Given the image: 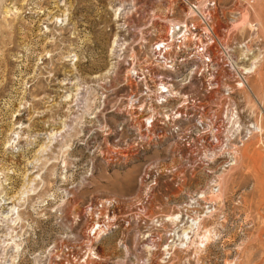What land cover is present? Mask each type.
Segmentation results:
<instances>
[{
	"label": "rangeland",
	"instance_id": "rangeland-1",
	"mask_svg": "<svg viewBox=\"0 0 264 264\" xmlns=\"http://www.w3.org/2000/svg\"><path fill=\"white\" fill-rule=\"evenodd\" d=\"M183 21L209 28L218 90L149 67L146 93L132 70ZM227 99L216 144L165 117ZM0 264H264V0H0Z\"/></svg>",
	"mask_w": 264,
	"mask_h": 264
},
{
	"label": "built area",
	"instance_id": "built-area-1",
	"mask_svg": "<svg viewBox=\"0 0 264 264\" xmlns=\"http://www.w3.org/2000/svg\"><path fill=\"white\" fill-rule=\"evenodd\" d=\"M205 34L208 35L206 40L202 39V35ZM208 42H210V33L207 26L197 28L189 21L171 24L167 31V37L164 40H158L153 43L150 50L149 64L137 69L134 68L130 76L137 83L142 82L145 86L144 90L146 93H150L151 86L155 83L154 80L158 78V76L151 71L153 68L155 70L163 69L165 71L172 70L175 66H179V68H188V70L189 67L190 69L196 68V72H202L200 76L208 69H212L213 65V69L216 67L225 68L223 64L215 65L217 60L213 56H210L206 49ZM191 59H193V61L188 62ZM227 59L230 58H226V60ZM190 65L194 66L191 67ZM229 65L230 61L227 60L226 67ZM164 82H166L165 79H160L157 85L160 86L161 89L156 87L157 90H161L157 97L159 98L157 99V104L159 105L167 99L164 98L167 97L166 94H162L164 93L162 92L163 90L166 92V89L162 88ZM145 100H147V102ZM141 102V106L138 109L143 110V108L147 106L148 108L146 109L149 111L154 106L149 97L142 99ZM152 124L153 119L151 118L148 127ZM115 205V200L106 199L86 208L85 212L87 214H92L94 218L91 223V237L104 234L113 227L114 220H116L114 214Z\"/></svg>",
	"mask_w": 264,
	"mask_h": 264
},
{
	"label": "bare ground",
	"instance_id": "bare-ground-1",
	"mask_svg": "<svg viewBox=\"0 0 264 264\" xmlns=\"http://www.w3.org/2000/svg\"><path fill=\"white\" fill-rule=\"evenodd\" d=\"M207 36L208 35H206V34L205 35H202V39L206 40L207 39ZM227 60L230 61L229 67H232L233 66V58H232V56L230 57V59H227ZM190 61H193V59L189 60L188 62H190ZM218 64H220V63L217 61L215 63V65H218ZM213 66H212V69H208L207 71H205L202 74V80L204 81L203 82V84H204V90L206 91L207 94L209 92H212L213 90H218V87H219L218 85L219 84H218V82H216L217 80L215 79L216 73L219 70H226V69H223L221 67H216L215 69H213L214 68ZM224 76L225 77H228L227 75H224ZM222 82H224V81H222ZM245 83L239 82L238 83V86H239L238 89L245 88L243 86V84H245ZM162 86H163V89H165V83H163ZM224 87H225L226 90H227V88H229L231 91L233 89L229 85H225ZM162 94H169L170 95L171 93L169 92L168 89H166V92H164ZM229 94H233V93L231 92ZM164 98H169V97L167 96V97H164ZM182 104H183V107H181L180 109L178 108L179 110L178 109H175L173 111H170L169 115L166 114V116H165L167 118L166 120L169 121V123H171L173 125V127L177 128V130L182 131V134H185V133H188V132L191 133V131H194V132H197V133L202 132L201 134H203V133L204 134L206 133L208 135L210 134L211 135L210 136L211 141L214 144H216V142H217L216 138L217 137H215V136L218 133L217 131L220 129V126L218 124L219 123L222 124L224 121H229L230 122V119L232 117L231 114L233 115V113H232L231 110L233 109V107L235 106L236 103H234V101H232V99H229L228 102H225V103H221L220 102V103L216 104L217 105L216 106L217 108H221L220 109V112H218V111L215 112V110L211 111L209 109L210 108L209 106H205L203 104H194L192 101L187 102L186 100H183L182 101ZM214 106L215 105H213V107ZM205 108H208L209 110L207 109L206 111H204ZM234 109H235V107H234ZM137 111H138V113H137L138 116L142 115V112H144V110H142V109H137ZM152 111L154 112V108L153 107L149 110V112H152ZM155 116H156V118L159 117V116H157V113L156 112L153 114V117H155ZM153 117H152V119L154 120ZM147 119H151V118H147ZM154 121H156V120H154ZM146 122H147V120H146ZM192 122H195V124L194 125H189ZM181 123L185 124L187 127H185L184 129L183 128L180 129L178 126ZM225 123H224V125H225ZM147 124H148V122H147ZM222 127H225V126H222ZM148 128H150V127H148ZM226 131H228V130H226ZM235 152H236V149H235ZM235 152H233L232 154H233V159L236 161V156L235 155H237V152H236V154H235ZM253 155H254L253 151L252 152L250 151L249 154H248V156L245 154V156H247V158L249 160H253ZM12 211H14V210H9L8 211L9 215L13 214ZM11 226H12V224H11ZM188 231H190V230H188Z\"/></svg>",
	"mask_w": 264,
	"mask_h": 264
}]
</instances>
